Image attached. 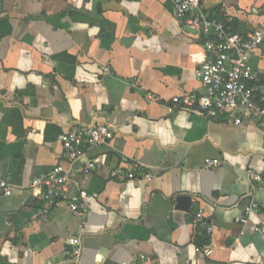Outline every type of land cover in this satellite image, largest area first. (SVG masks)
Instances as JSON below:
<instances>
[{
	"label": "crops",
	"instance_id": "0c3cea01",
	"mask_svg": "<svg viewBox=\"0 0 264 264\" xmlns=\"http://www.w3.org/2000/svg\"><path fill=\"white\" fill-rule=\"evenodd\" d=\"M199 3L243 35L264 22V0ZM204 41L168 0H0V181L11 185L0 189V264H264L253 230L264 220L263 126L166 110L203 94ZM249 63L264 76V44ZM96 123L113 139L70 163L61 134ZM56 166L72 181L42 215L30 185ZM117 168L135 178L111 179ZM248 172L262 179L254 190ZM80 191L85 210L73 214Z\"/></svg>",
	"mask_w": 264,
	"mask_h": 264
},
{
	"label": "built area",
	"instance_id": "2783aa9c",
	"mask_svg": "<svg viewBox=\"0 0 264 264\" xmlns=\"http://www.w3.org/2000/svg\"><path fill=\"white\" fill-rule=\"evenodd\" d=\"M168 1L173 16L181 20L186 19L187 27L199 31L205 38L203 48L206 58L196 71L203 94L173 97L171 105L166 108L167 113L172 114L179 110L197 111L211 120L224 118L237 126L242 124L243 119L255 120L264 130V76L249 63L251 55L264 44V22L243 35L204 12L199 0ZM113 137L110 126L96 123L90 126H71L61 134L60 143L64 156L70 163H74L85 158L88 150L110 142ZM98 163L100 159L87 161L80 171L88 173ZM218 164L217 160L204 161L205 168ZM109 177L118 182H126L133 180L135 174L133 171L117 168L110 171ZM248 177L253 182V190L255 183L262 181L259 175L252 172H248ZM71 181V173L62 166H56L46 175L32 180L30 188L36 191L42 215H48L60 204H65L62 195ZM0 189L10 194L11 185L7 179L0 181ZM78 196L76 201L66 203L73 214H80L85 210L83 200L86 194L80 191ZM244 212L246 215L257 212V205L250 203ZM195 216V222L200 223L202 211L198 210ZM253 230L264 240V220ZM206 231L210 234L212 227L207 226ZM71 247V259L75 261L81 255L79 237L71 240ZM143 259L141 257L142 261Z\"/></svg>",
	"mask_w": 264,
	"mask_h": 264
},
{
	"label": "trees",
	"instance_id": "16d2710c",
	"mask_svg": "<svg viewBox=\"0 0 264 264\" xmlns=\"http://www.w3.org/2000/svg\"><path fill=\"white\" fill-rule=\"evenodd\" d=\"M224 24L232 30H237L232 21H222Z\"/></svg>",
	"mask_w": 264,
	"mask_h": 264
},
{
	"label": "water",
	"instance_id": "95a60500",
	"mask_svg": "<svg viewBox=\"0 0 264 264\" xmlns=\"http://www.w3.org/2000/svg\"><path fill=\"white\" fill-rule=\"evenodd\" d=\"M240 34H242L240 31H239Z\"/></svg>",
	"mask_w": 264,
	"mask_h": 264
}]
</instances>
